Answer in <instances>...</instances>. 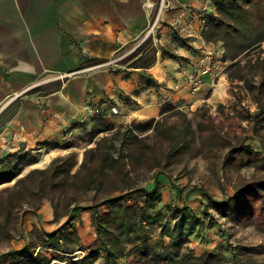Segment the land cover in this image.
Returning a JSON list of instances; mask_svg holds the SVG:
<instances>
[{"label":"trees","instance_id":"obj_1","mask_svg":"<svg viewBox=\"0 0 264 264\" xmlns=\"http://www.w3.org/2000/svg\"><path fill=\"white\" fill-rule=\"evenodd\" d=\"M203 17L202 35L220 41L221 59L228 61L227 78L241 81L257 103L250 112L251 130L264 143L255 120L264 121V49H260L264 0H216L214 9ZM128 59L127 66L132 68L151 65L155 60L152 38L141 41ZM140 76L146 84L156 83L144 71ZM103 118L92 116L89 129L79 135L85 142L79 161L77 152L70 150L22 173L25 165L36 161L30 150L0 156V242L14 238L24 213L35 211L44 200L52 208V220L64 217L50 231L33 225L24 246L5 255L13 256L14 264H49L53 258L68 259L67 264H93L98 258L102 264H114L120 258L124 264H243L233 258L234 253L229 258L217 251L194 252L189 236L203 221L187 205L160 204L158 177L169 174L168 169L186 157H208L227 147L229 163L251 167L252 172L232 194L223 200L210 198L208 206L229 220L248 216L264 234V151L232 143L214 123L194 121L167 101L160 105L157 117L118 126ZM36 143L46 148L58 144ZM64 146H70L69 142ZM84 210L91 213L95 236L87 252L73 258L72 248L79 240L73 220Z\"/></svg>","mask_w":264,"mask_h":264},{"label":"crops","instance_id":"obj_2","mask_svg":"<svg viewBox=\"0 0 264 264\" xmlns=\"http://www.w3.org/2000/svg\"><path fill=\"white\" fill-rule=\"evenodd\" d=\"M158 1L0 0V106L18 99L15 111L0 126V156L20 145L33 147L50 140L58 144L43 146L47 162L70 150L79 160L85 142L77 130L85 122L90 124V107H99L118 126L157 117L165 101L182 108L215 100L224 91L227 61L221 59L220 41L202 35L199 7L205 2L214 8L216 0H165L152 37L154 62L143 70L127 66L150 23L147 4ZM185 6L192 7L191 14L181 12ZM140 71L156 83H144ZM59 73L63 76L54 78ZM192 77L200 80L196 87ZM112 107L116 112H111ZM67 142L70 146L65 147ZM158 181L163 204L169 179L159 175ZM84 215L90 219L86 237L81 225ZM52 217L46 200L35 211L25 212L17 224L23 239L19 248L33 225L50 231L64 219ZM47 221L55 225L47 228ZM73 223L79 236L72 248L77 258L87 252L95 236L90 211H80ZM67 260L53 258L49 264H67ZM124 262L120 258L114 264ZM93 264H102L101 258Z\"/></svg>","mask_w":264,"mask_h":264},{"label":"rangeland","instance_id":"obj_3","mask_svg":"<svg viewBox=\"0 0 264 264\" xmlns=\"http://www.w3.org/2000/svg\"><path fill=\"white\" fill-rule=\"evenodd\" d=\"M260 49H264V41L260 44ZM223 70L225 72V67ZM213 80L217 81L218 77L215 76ZM223 81L224 91L215 100H204L196 107L186 106L181 109L194 121L204 119L214 123L232 143L264 151V143L260 142L251 130L254 120L250 112L256 109V101L243 87L241 81L229 80L226 72ZM262 100L264 101V94ZM17 101V98L10 99L0 106V126L13 114ZM172 118L174 116L169 120ZM103 119L109 120L106 116ZM259 119L258 117L255 120L259 122L257 126L264 136L262 125L264 121ZM88 123L81 124L77 130L78 135L85 134L91 122ZM18 149L30 150L36 156V161L25 165L22 173L36 165L45 166L48 163L44 147L37 146V143L33 147L20 145L15 150ZM226 152L227 147H221L211 152L208 157L202 155L186 157L183 161L172 165L168 169L169 174L163 175L165 178L168 177L170 185L169 190L163 188V199L179 206L187 205L201 217L202 224L189 236L190 246L195 253L205 250L217 251L229 258L234 253L233 258L243 264H264V234L255 228L250 218L239 215L235 220H229L208 206L210 198L223 200L227 195L232 194L234 187L240 181L251 175V167L236 168L230 164L226 159ZM164 181L167 183V179ZM171 188H176L175 192H172ZM81 221V225L85 227L83 237H86L89 234L87 224L90 219L84 215ZM44 225L48 228L55 223L47 221ZM14 233V238L0 242V264H14L13 256L5 255L10 250L19 248L23 243L19 229Z\"/></svg>","mask_w":264,"mask_h":264},{"label":"built area","instance_id":"obj_4","mask_svg":"<svg viewBox=\"0 0 264 264\" xmlns=\"http://www.w3.org/2000/svg\"><path fill=\"white\" fill-rule=\"evenodd\" d=\"M147 6L149 7L150 23H149L148 27L146 28V30L144 31V34L142 35L141 41H143L147 37L152 38L154 36L155 31L157 29V24L159 23L161 15H162L164 8H165V0H159L156 5L153 3H148ZM213 9L214 8H212L208 3H205V2L199 7V12L201 13L200 22L202 25H204L206 23V20L203 17L204 13L210 12ZM184 11L191 14L193 9H192V7L185 6L184 8L181 9V12H184ZM153 42H154V40H153ZM62 76H63V74L59 73V74L55 75L54 78L62 77ZM191 80H192L193 87H196L200 83V80L198 78L192 77ZM111 112H116L114 107L111 108ZM104 114L105 113H103V111L99 107H90L89 108V115H91V116H105Z\"/></svg>","mask_w":264,"mask_h":264},{"label":"water","instance_id":"obj_5","mask_svg":"<svg viewBox=\"0 0 264 264\" xmlns=\"http://www.w3.org/2000/svg\"><path fill=\"white\" fill-rule=\"evenodd\" d=\"M21 174H22V173H20V175H21ZM12 181H13V180H12ZM12 181H11V182H12Z\"/></svg>","mask_w":264,"mask_h":264}]
</instances>
